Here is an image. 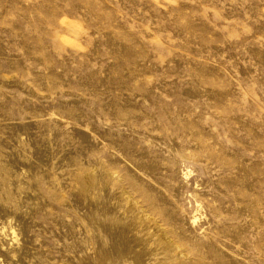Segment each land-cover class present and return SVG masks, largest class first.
<instances>
[{
  "label": "rangeland",
  "instance_id": "obj_1",
  "mask_svg": "<svg viewBox=\"0 0 264 264\" xmlns=\"http://www.w3.org/2000/svg\"><path fill=\"white\" fill-rule=\"evenodd\" d=\"M0 264H264V0H0Z\"/></svg>",
  "mask_w": 264,
  "mask_h": 264
},
{
  "label": "bare ground",
  "instance_id": "obj_2",
  "mask_svg": "<svg viewBox=\"0 0 264 264\" xmlns=\"http://www.w3.org/2000/svg\"><path fill=\"white\" fill-rule=\"evenodd\" d=\"M13 234L16 235V233L13 231ZM13 236V235H12ZM15 237V236H14ZM17 239V238H16Z\"/></svg>",
  "mask_w": 264,
  "mask_h": 264
}]
</instances>
